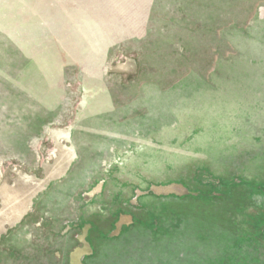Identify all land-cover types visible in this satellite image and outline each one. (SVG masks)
<instances>
[{
    "label": "rangeland",
    "instance_id": "rangeland-1",
    "mask_svg": "<svg viewBox=\"0 0 264 264\" xmlns=\"http://www.w3.org/2000/svg\"><path fill=\"white\" fill-rule=\"evenodd\" d=\"M0 214V264H264V0H0Z\"/></svg>",
    "mask_w": 264,
    "mask_h": 264
},
{
    "label": "flooded vegetation",
    "instance_id": "flooded-vegetation-1",
    "mask_svg": "<svg viewBox=\"0 0 264 264\" xmlns=\"http://www.w3.org/2000/svg\"><path fill=\"white\" fill-rule=\"evenodd\" d=\"M121 222L122 223H128L129 222V220L128 219H126V218H122V220H121ZM85 243V245H87V243L86 242H84ZM78 251H85V250H83V249H78V250H76L75 252H73L72 254H70L69 255V257H68V262L69 263H71L72 262V264H80V259H81V257L85 254V252L81 255V253L80 252H78ZM78 252V253H77ZM78 254V255H81V256H78V257H74V254Z\"/></svg>",
    "mask_w": 264,
    "mask_h": 264
},
{
    "label": "bare ground",
    "instance_id": "bare-ground-1",
    "mask_svg": "<svg viewBox=\"0 0 264 264\" xmlns=\"http://www.w3.org/2000/svg\"><path fill=\"white\" fill-rule=\"evenodd\" d=\"M55 131V130H54ZM68 132V131H67ZM61 137V136H60ZM66 150V149H65ZM71 157V156H70ZM156 193L157 194H162V195H168V194H171V193H174V191L172 190V188H157L156 189ZM17 202V201H16ZM15 202V203H16ZM12 205V204H11ZM13 211V210H12ZM18 212V211H17ZM1 215V214H0ZM14 216V215H13ZM21 217V216H20ZM10 221V220H9ZM1 226V225H0ZM78 252H80L81 253V255L85 252V251H78ZM77 252V253H78ZM74 254V257H78V256H81V255H78V254ZM77 264V263H76Z\"/></svg>",
    "mask_w": 264,
    "mask_h": 264
},
{
    "label": "water",
    "instance_id": "water-1",
    "mask_svg": "<svg viewBox=\"0 0 264 264\" xmlns=\"http://www.w3.org/2000/svg\"><path fill=\"white\" fill-rule=\"evenodd\" d=\"M172 194V193H171Z\"/></svg>",
    "mask_w": 264,
    "mask_h": 264
}]
</instances>
